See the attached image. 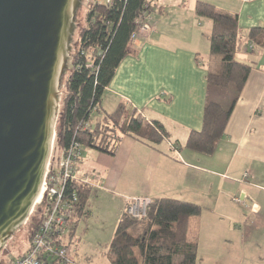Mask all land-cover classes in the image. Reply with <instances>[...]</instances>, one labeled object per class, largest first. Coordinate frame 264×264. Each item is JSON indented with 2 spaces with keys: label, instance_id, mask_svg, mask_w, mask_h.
I'll list each match as a JSON object with an SVG mask.
<instances>
[{
  "label": "crops",
  "instance_id": "0c3cea01",
  "mask_svg": "<svg viewBox=\"0 0 264 264\" xmlns=\"http://www.w3.org/2000/svg\"><path fill=\"white\" fill-rule=\"evenodd\" d=\"M149 1L154 4L152 28L139 36L134 51L116 68L104 90L101 110L110 113L120 101H126L148 120L159 121L168 139L151 146L124 136L114 155L88 148L75 168L79 176L91 179L87 184L91 188L89 201L97 192L116 195L114 206L119 215L125 202L134 197H169L199 205L201 213L191 224L198 251L202 215L211 227L231 220L235 217L231 206L235 194L244 200H258L251 205L253 212L243 207L238 222L243 227L239 228L246 229L248 235L264 228V183L261 187L256 183L255 193L251 188L246 190L242 180L248 179L243 175L247 172L259 181L260 171L264 172V45L258 41L261 32L255 39L248 37L250 29L264 30V0H203L221 12L237 14L242 36L237 56L252 66L211 154L191 150L185 142L191 131L202 127L206 74L215 71L220 61L218 56L209 55L212 23L196 13L199 0ZM114 228L115 223L112 232ZM225 232L227 240L230 228ZM239 235L242 243L244 234Z\"/></svg>",
  "mask_w": 264,
  "mask_h": 264
},
{
  "label": "trees",
  "instance_id": "16d2710c",
  "mask_svg": "<svg viewBox=\"0 0 264 264\" xmlns=\"http://www.w3.org/2000/svg\"><path fill=\"white\" fill-rule=\"evenodd\" d=\"M153 8L149 0L89 1L87 24L80 29L76 49L71 53L73 69L64 79L55 134L57 158L73 142L114 155L124 136L151 146L168 139V132L159 121L148 120L126 101H120L110 113L103 114L101 110L104 90L116 68L134 51L131 35ZM195 9L212 23L209 55L218 56L220 61L215 71L206 74L202 127L189 133L185 147L211 154L252 66L237 56L242 38L237 14L221 12L203 0L197 2ZM259 32L262 46L264 30L250 29L248 37L255 39ZM68 188L76 196L69 218V224L75 223L70 226L68 237L72 242L80 218L90 214L91 188L76 181H71ZM200 213L199 205L169 197L150 199L140 218L123 210L106 244L110 263L195 264L198 242L191 224Z\"/></svg>",
  "mask_w": 264,
  "mask_h": 264
},
{
  "label": "water",
  "instance_id": "95a60500",
  "mask_svg": "<svg viewBox=\"0 0 264 264\" xmlns=\"http://www.w3.org/2000/svg\"><path fill=\"white\" fill-rule=\"evenodd\" d=\"M81 1L0 0V250L42 182Z\"/></svg>",
  "mask_w": 264,
  "mask_h": 264
},
{
  "label": "rangeland",
  "instance_id": "374dc122",
  "mask_svg": "<svg viewBox=\"0 0 264 264\" xmlns=\"http://www.w3.org/2000/svg\"><path fill=\"white\" fill-rule=\"evenodd\" d=\"M89 1L91 0H82L80 9L77 10L75 15V29L71 40V52L68 59V69L62 76V85L60 87L61 89L59 93L57 118L54 126V138L51 150L52 156L50 157L52 163L53 161L58 159L55 146V134L64 88V79L73 69V65L71 63V53L76 49L77 42L79 40L80 29L87 24L86 16L89 8ZM170 10L171 12H175L174 10L176 9L171 6ZM153 16L154 12H150V14L148 15L150 26L152 25L151 18ZM87 149L88 148L83 147L82 153ZM263 176L264 172L260 171L258 181L256 180V178L252 179L253 174L252 176H250V173L247 174V172H245L244 178L247 177L248 179L241 178L243 180L244 188L246 190H250L251 188V190H254V192L256 193L258 191L255 188L256 183L258 182V187H261L259 185L264 183L263 180L261 181ZM114 197L117 196L115 195ZM114 197H111L110 193L105 192H97V194L91 197L88 205L90 214L80 218L75 228L74 239L71 242V252L77 264H111L107 253L106 244L111 239V236L113 234V224L115 223L116 226L120 211L118 210V207L114 206ZM235 197H238L239 199L241 198L240 194H235L234 198ZM234 198H232L233 202L231 206L233 208L232 211L235 214V217L231 220L224 219V221L219 222V227H211L210 225H208V218H206L205 215H202V228H200L201 245L197 251V260L195 261V264H264V228L261 227L255 232L252 231L251 233H249V235L246 233V229H240L243 226L238 224V222L241 221L243 210L245 209L239 202H236ZM245 201L249 204V206H251L255 201L258 200L256 198H246ZM129 206L130 203L129 200H127L125 202L123 210H125L129 214L141 213L143 210V206L136 204L135 208L130 213ZM110 207H114V209L110 211ZM246 211H249L248 208H246ZM37 214L38 213L35 212L33 215L29 216V220L23 222L19 226V228L14 231L11 236L5 241L0 250V264H8L10 260H14L18 258L19 255L21 256L26 253L30 244V234L32 232V229L34 228V224L38 219ZM33 220L34 222H32ZM196 224L197 222L195 223V226ZM228 227L230 228V232L229 234L227 233L229 236L226 240L224 239V237L226 236V234L224 235V233H226L225 231ZM212 230L216 231L212 233ZM222 232L223 234H221ZM240 233L244 234L242 243L239 235ZM223 251L224 256H222ZM86 256L90 257L91 260L87 261L85 258ZM220 257H224V259L220 261Z\"/></svg>",
  "mask_w": 264,
  "mask_h": 264
},
{
  "label": "built area",
  "instance_id": "2783aa9c",
  "mask_svg": "<svg viewBox=\"0 0 264 264\" xmlns=\"http://www.w3.org/2000/svg\"><path fill=\"white\" fill-rule=\"evenodd\" d=\"M148 13L143 17L137 32L131 35L132 44L136 42L140 35H144L151 30L148 20ZM251 47V45H250ZM53 145V143H52ZM83 145L73 142L68 146L62 155L53 163L51 153L47 160L45 172L42 178L37 196L24 222L29 220V216L37 212V221L31 232L29 248L25 254L14 259L9 264H77L72 255L69 218L73 212V204L76 202L74 193L69 192L68 185L71 181L83 184L91 183L89 177H81L75 168L76 162L80 159ZM245 176V174H244ZM245 209L253 208L242 198L235 197ZM150 199L134 197L129 200L130 213L136 204L143 206L141 213H131L133 217L140 218L145 215V207ZM34 222V220L32 221Z\"/></svg>",
  "mask_w": 264,
  "mask_h": 264
},
{
  "label": "bare ground",
  "instance_id": "6f19581e",
  "mask_svg": "<svg viewBox=\"0 0 264 264\" xmlns=\"http://www.w3.org/2000/svg\"><path fill=\"white\" fill-rule=\"evenodd\" d=\"M61 89V88H60ZM60 89H59V93H60Z\"/></svg>",
  "mask_w": 264,
  "mask_h": 264
}]
</instances>
